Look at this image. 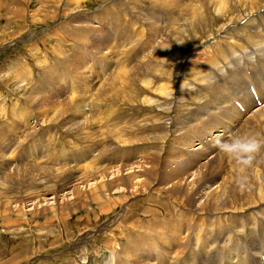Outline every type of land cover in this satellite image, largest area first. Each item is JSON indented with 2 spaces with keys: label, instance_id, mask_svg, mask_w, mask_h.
Returning <instances> with one entry per match:
<instances>
[{
  "label": "rangeland",
  "instance_id": "rangeland-1",
  "mask_svg": "<svg viewBox=\"0 0 264 264\" xmlns=\"http://www.w3.org/2000/svg\"><path fill=\"white\" fill-rule=\"evenodd\" d=\"M157 1L160 6L167 2V0ZM168 1L175 5L206 3L196 0ZM153 2V0H0V131L5 134L6 138L10 133L14 136H11L12 144H8L0 136V142L4 141L0 148V159L2 158V167L0 168V264H102V262L103 264H119V262L154 264L152 256L144 253L141 249L143 245L139 244L142 240L144 243V236L149 235L150 238H153L156 235L166 255L171 253L176 243V236L190 237L188 226L184 227L185 230L188 228L187 231H184L183 226L179 223L180 218L186 212L188 214V209H193L198 203L203 202L204 199H200L205 196V193L214 190L223 177L222 166L217 161L218 157L214 156L220 149L215 147V143L209 148L210 155H207L206 158L203 155L200 157V154L197 153V162H193L190 155L181 158L180 154L175 155L169 149L165 150L161 156L164 143L170 137V141H176L179 138L178 132L188 128V125L178 126L176 131L168 130L165 126L161 127L162 125L158 126L160 123L166 121L165 124H167L168 122V120L162 119L163 115H161L166 112L168 105L160 107L161 116L152 113L149 107L144 109L139 107L141 94L137 98L134 95L136 93L135 88H142V83H139L140 80L137 79L139 75L135 74L136 70L129 74L131 78L129 82L121 81L122 83L128 82L126 86H123L120 80L115 77L107 82V88L112 95L106 99L107 103L101 104L102 106L100 105L99 108L102 112L107 111L105 117L109 122L104 119L106 122L100 123L95 119L94 127L90 124L84 130L86 133L87 131L92 132V127L94 129L100 128L102 137L100 135L93 144L97 145L101 142L102 148L99 146L96 153L94 152L96 148L93 147L89 153L86 152L83 146L87 145L83 143L82 135L80 138L79 135L73 137L67 135L66 139H63L62 136L58 138L61 128L52 125L43 127V112H38V110L61 105L68 111H72L74 117L78 116V110L76 112L75 109H79V107L84 110V113H86V109L94 117L97 116L92 107L88 105V101L92 96L91 94L95 93V86L109 79V75L112 76L114 73L116 69L114 66L119 62V53L124 48L131 46L130 54L128 53L124 59L126 62L124 60V63L122 62V68L130 71V69L138 66L135 63L142 59L143 54L145 55L146 52L152 54L156 50L160 44L157 41L165 35L170 22L173 21L174 16L170 15V10L161 9L163 20L161 19L157 24L152 19L154 25L157 26L155 29L148 27L144 21L147 20L152 23L149 14H159L158 16L162 18L160 10L152 8ZM263 12L264 10L261 14ZM131 17L135 18L131 19ZM57 18L65 19L57 22H64V24L59 28H55L53 25L49 26ZM163 21L167 23V28ZM84 23L86 24L84 25ZM123 25L125 30L122 29ZM82 27L86 31H81ZM117 29L120 30L115 31V34L119 36L120 41L118 43L113 42L110 31ZM234 30L245 36V29L234 28ZM134 31H136L135 36L132 34ZM109 32L111 35H108ZM255 32L260 33L259 30ZM45 33L48 35L47 38ZM140 37L141 41L139 43L137 41L135 45L138 50L134 52L135 47L131 43ZM107 41L109 49L107 48ZM202 46L204 50L206 46ZM166 49H168L167 46H165ZM83 52L86 53L88 59L86 64ZM183 52V49H176L170 54L167 52L165 54L166 61L172 62L171 59L175 58L173 60L176 61L175 64L180 65L187 56V54L184 57L181 56ZM131 54L135 56L131 62H128L127 58L129 59ZM108 56H111L109 63L107 62ZM159 56V54L155 55V59L158 60ZM203 56L206 55L203 54ZM151 58L150 60H152ZM93 59L97 64L96 68L89 66L93 63ZM195 65L200 68H207L204 61H201L200 65L196 62ZM99 67L106 68V73L102 76L97 75ZM157 67L159 68V66ZM89 70L93 71L91 76L94 78L87 74ZM21 71H26L24 74L26 81L23 84H18L20 82L18 77L21 76H18V73ZM61 71H63L62 74ZM120 71L123 72L122 69ZM116 74L122 75L123 73L116 72ZM95 75L96 77L104 76V78L96 79ZM149 78L153 79L152 77ZM128 87L130 88L129 91H123ZM229 89L227 88L230 97L236 96V88L229 87ZM143 95L150 97L149 93H143ZM143 95L142 97H144ZM226 103V100L221 101V107H227V110L238 114L235 108L226 105ZM156 104L153 103V105ZM147 105L152 106L150 103ZM23 112L28 117L16 119L21 117ZM111 113L114 114L113 117L110 115ZM132 113L135 115H132L131 118ZM140 115H142L141 118ZM184 115L187 116V114ZM216 115L220 117L219 113ZM158 117L159 123L152 127ZM77 118L80 120V117ZM167 118L169 119V117ZM7 121L10 123L8 124ZM169 121L174 127L176 124L175 116ZM230 121L233 122L234 120L231 118ZM125 122L126 124H124ZM144 122H147L149 126H145ZM99 123L104 125L100 127ZM208 123L204 117L200 123H197L196 130L203 136V138L198 139L199 141L211 134L208 133L210 128L205 127ZM75 124V122L68 123L71 130ZM131 124H135L134 127ZM108 126H112V129ZM154 127H158V129L153 131ZM39 128L42 129V134L37 136L35 140L33 139L35 136L32 137L31 141L28 142L29 137L32 136L29 135V131L32 130L35 133ZM130 128H132L131 133L129 132ZM20 129L24 132V136L20 134ZM6 130L10 133L8 134ZM113 130L129 132L130 137L127 136L126 141L130 140L133 143L120 146L118 134L117 137L113 135ZM110 132L111 134H109ZM163 135L166 137L162 140L156 138V136ZM120 136L122 140L125 138L123 133ZM237 136H242V130L241 134ZM182 138L186 144L190 142L185 135ZM62 139L64 141L61 147L56 149L52 145V141L57 143L58 140ZM25 140L26 142H24ZM140 140H148L149 143L141 144ZM212 142L213 140L210 141V144ZM159 143L162 144V149H160ZM7 145L10 146L6 150ZM75 146L82 148L75 150L74 155L71 156L74 159L64 155L66 149H73ZM71 151L67 154H70ZM36 152H41L43 161L35 156ZM11 153L13 154L11 155ZM59 153L63 156H59ZM101 153L103 154L101 158L95 161V158ZM83 154V159H80ZM46 157H50V159L46 160ZM118 157L121 162L115 160ZM202 158L204 159L202 160ZM19 159L24 162L19 164ZM75 159L80 160L81 163H74ZM12 162L18 164L14 165ZM39 165L46 167L44 170L51 167L52 170L63 168L72 171V176L76 178L67 179V181H77L76 189H58L57 193H54L55 196L54 194H43L42 191L45 188L60 183L57 184L56 179L52 177H48V181L45 180L46 173L37 168ZM87 165L89 167H105L101 170L104 178L100 179L98 174V178L90 180L94 176L93 173L81 171L82 167L86 168ZM129 169L134 171V174L139 173L138 171L142 169L140 173L142 181H133L132 189L129 188L130 183L128 181L114 183L119 177L123 179L120 174L128 173ZM104 170L107 172H103ZM156 171L160 176L159 182ZM81 174L84 177V183L77 180ZM157 182L158 185L156 186ZM104 185L110 188L108 189ZM100 187H103L102 190H99ZM32 193H34L33 196ZM95 195L104 197L100 201H106L105 198L110 199L106 209H98V202L94 203L92 200ZM109 208L111 210L106 212ZM123 209L127 215L119 214L123 212ZM117 214V225L105 234L108 230L105 227ZM120 215L126 216V220L129 222H126ZM194 215L197 217V214H193L192 217L189 216V219L194 218ZM186 216L188 218V215ZM165 224H168L166 230L163 229ZM125 226L135 228L136 234H124L123 228ZM103 228H105L104 231ZM97 230L101 231L98 232ZM89 234L92 240L89 239L83 246L75 250L71 249L75 243L77 244V239L83 241L84 235L89 236ZM185 238L184 240H186ZM153 245L154 247H151ZM147 249L149 252H156L161 250V246L156 241L151 243Z\"/></svg>",
  "mask_w": 264,
  "mask_h": 264
},
{
  "label": "bare ground",
  "instance_id": "bare-ground-1",
  "mask_svg": "<svg viewBox=\"0 0 264 264\" xmlns=\"http://www.w3.org/2000/svg\"><path fill=\"white\" fill-rule=\"evenodd\" d=\"M153 1L154 2H153L152 8L156 10H160V15L162 16V18L158 16L159 14L158 15L149 14L151 16V20L153 19L154 22H156L157 24L159 21H161V19L163 20V12L161 9L170 10V15L174 16L172 23L170 22L169 28L165 31V35L164 36L162 35L163 37L159 38V41H157V43L158 44L160 43V44L158 45L156 50L154 49L155 51L152 54L151 53L149 54V52H146L145 55L143 54L141 60H137L138 59L137 58L136 59L137 61L135 64H137L138 66L134 67L133 69H130V71H126L122 68L123 67L122 62L126 58L128 53L130 54L131 46L124 48L119 53L118 55L119 62L116 65L114 64L115 66L113 65L116 68L114 73H112V76L109 75L110 78L104 81H102L104 76L101 77L102 78L100 80V82L102 81L101 84L97 82L99 85L95 86L94 88L95 93L91 94L93 97L91 96L90 100L88 101L89 103L88 105L92 107L94 114L97 116L94 117L86 109H85L86 113H84V110L83 109L81 110L79 105H77L79 109H75V111L78 110L77 117H80V120H81L80 121L77 117H74L72 111H68L66 108L61 107V105L53 107V108L49 107V108H45L44 110H38V112H43L42 114L43 116L42 126L43 127L44 126L49 127L51 125L57 126L58 128L60 127L61 130H59L58 138L62 136L63 139H66L67 135L72 136V137L79 135V138H80V136L82 135L83 140H84L83 143L87 145V146H83L86 152L89 153L90 149L93 147L94 149L96 148L95 151L93 150L96 153V150H98L99 146L102 144L100 141H98L100 142V144H97V145L93 143L96 141V139L100 135L102 137V134H101L100 128H95V129L93 128L94 120L96 119L97 122L103 123L105 119L107 122H109V120L105 117V114L107 113V111L105 110L106 113L102 112L100 111V108H99V106L101 104H104L106 102V99H108L110 95H112V93L107 88V85H108L107 82L110 81L113 77H115L116 79L120 80V83L123 84V86H126L128 85L129 80H131L129 74H131L135 70H136L135 74L139 75V78H137L138 80H140L139 83H142V86H141L142 88H137V89L135 88L136 93L134 95V97L137 98L141 94V98L139 100L140 101L139 107L141 109L149 107L152 113H155L157 116H159L161 114L160 107L168 105L166 112L161 114L163 115L162 119L168 120L167 124H165L166 121L165 123L163 122L164 125L163 123L158 124V126L162 125L161 127H164V126L167 127L168 130L173 129L176 131L178 129V126H186L188 125V123H200V120L204 116L211 117L210 118L211 120L206 119L209 123L205 125V127L207 126V128H210V132L208 133L212 134V133L217 132L218 130L221 129V126H224L222 127L224 129H226L225 127L228 128L229 122L223 120V118L221 117H218L217 116L218 114L216 115L217 113L216 108L221 107L220 105L221 101H225V99L222 97L224 95L223 89H221L218 86L219 82H221L222 85L226 87V89L228 88V90H230L229 87L230 88L235 87L236 96H233L232 98L239 99L244 104V106L247 107V106H251L252 103L254 102L251 99L247 91V84H246L248 81H252L256 91L259 92L258 93L260 96L259 98H261V100L264 102V89H263L264 86H263V81L261 78L262 74L264 73V19H263L264 12L263 14H261V12L264 10V0L263 1L262 0H196V1L206 2V3H196V4H190V5H175V4H171L167 0V2L165 4L162 3L161 6L157 0H153ZM118 18L121 19L122 17H118ZM134 18L135 17H131V19H134ZM153 20H152V23L147 20H145L144 22L148 25V27L155 29L157 25H154ZM63 24L64 22L56 23L53 26L55 28H59ZM85 24L86 23H84V25ZM164 24L167 28V25H166L167 23L164 22ZM232 27H233V30H231ZM234 28L235 29H240V28L245 29L244 30L245 36H243L240 32L234 30ZM122 29H124V25L122 26ZM45 30H48V29H45ZM257 30H259L260 33L258 32L256 33L255 31ZM81 31H86V30L83 29L82 27ZM110 31L112 33V36H111L112 40L116 38L119 42L120 41L118 39L119 36L115 34V31H120V30L117 29V30H110ZM111 33L109 32L108 35H110ZM132 34L133 36H135L136 31H134ZM44 35L46 36V38L48 37L46 33ZM23 40H26V39H23ZM112 40H111V45H112V50H113L114 47H113ZM137 41L139 43L141 41V37L138 40H135L133 41V43H131L132 46L134 44V47H135L134 52L138 50V47L135 46ZM106 44H107V48L109 49L108 41ZM202 45L206 46L204 48L205 51L203 50ZM165 46H167L168 49L165 50ZM176 49L177 50L183 49L184 52L181 53V56L183 57L187 54L186 58L183 59L180 65L175 64L176 61H173L175 58L171 59L172 62L169 60L166 61V58H165L166 56L165 54L167 52H169L170 54L173 51L175 52ZM157 54L160 55L158 60L155 59V55ZM203 54H205L206 56H203ZM181 56H177V57H181ZM83 57H84L85 64H86L88 59L86 57V53L84 52H83ZM108 57L109 58L107 59V62L109 63L111 62V56H108ZM150 58L152 60H150ZM94 59H93V63L97 65ZM201 61H204V64L207 66V68H200L199 66L195 65L196 62H198L200 65ZM243 63L244 65H242ZM156 65L159 66V68ZM240 65L242 66L240 67ZM244 68H249L251 70L252 72L251 78L247 77L243 73ZM121 69L123 70V72L120 71ZM25 72L26 71H21L18 73V76L21 75L20 77H18V80H20L18 84H23L26 81V76L24 75ZM116 72H121L123 74L118 75L116 74ZM223 72L225 73V75H223ZM62 73L63 71H61V74ZM149 77H152L153 79ZM121 81L122 82L128 81V82L122 83ZM139 89H142V90H139ZM129 90L130 88L128 87L124 89L123 91L127 92ZM137 91L139 92L137 93ZM143 93H149L150 97H145ZM142 95L144 97H142ZM147 103L152 104V106L147 105ZM153 103H157V104L153 105ZM134 105L136 106V104ZM226 105L232 106L228 104V102L226 103ZM181 107H182V110H184L183 112H181L182 111L180 109ZM112 113L110 115H112L113 117L114 114ZM184 114H187V116H185ZM132 115H135V114L132 113L130 117ZM236 115L238 117L237 122L241 124L242 136L245 134H248L251 136H256L257 139H264V105L260 109L254 111L252 114H250L246 118H243L239 112ZM108 116H109V112H108ZM141 116L142 115H140V118ZM173 116H175V119H176V124L174 127H172V123L171 121H169L171 120ZM22 117L27 118L28 115L23 112V115L21 117L19 116V118H16V119H21ZM167 117H169V119ZM225 119H226V116H225ZM158 120H159V117L154 123L152 122L153 123L152 127L157 126L155 124L159 123ZM7 122L8 124L10 123L9 121ZM71 122L76 123L74 125L73 130H71V127H69L68 125V123H71ZM144 123L146 124L145 126H149L147 125V122H144ZM232 123H234V121ZM13 124L15 125V123ZM90 124L93 125L92 132L87 131L85 133L84 130ZM124 124H126V122ZM102 125L104 124H100V127ZM219 125L221 126L219 127ZM131 129L132 128H130L129 130L130 133H131ZM156 129H158V127H154L153 131ZM116 131H114L112 134L115 136L118 134L117 136H118L120 146H126V145H130L133 143L130 140L126 141L127 140L126 137L129 136V132H126V131L116 132ZM6 132L8 134L10 133L8 130H6ZM20 132H21L20 134L24 136V132L22 131V129H20ZM41 132H42L41 128L36 130L35 133L32 130H30L29 135L30 136L32 135V136L31 137L28 136L29 137V140L27 139L28 142H30L31 141L30 139L34 136L35 137L33 139L35 140L37 136L42 134ZM91 133L93 134L91 135ZM121 133H123V136L125 137L123 140L121 139L122 137L120 136ZM0 134H2L0 136L1 138H3L4 141H6L8 144L10 143L12 144L13 140L11 139V136H13V134L10 133L8 135V138L5 137V134L2 131H0ZM109 134H111V132ZM211 134H209V136H211ZM51 135L53 136V134ZM165 137L166 136L164 135L156 136V138H158L159 140H162ZM227 137H224V138H227ZM86 138L88 139L86 140ZM224 138H220L218 141H216V145H215L216 148H218L217 146L218 143L225 140ZM63 139L60 141L58 140L57 143H55V141H52V145L55 146L56 149H58L59 147H61L64 141ZM104 139H107V138H104ZM170 139L171 137L169 138V140ZM4 141L0 142V148L3 146ZM21 142L23 141L21 140ZM24 142H26V140ZM140 142L141 144L149 143L148 140H140ZM50 143H51V140H50ZM200 143H202V141H199V144ZM77 147L79 146H75L73 149ZM165 147H169L168 141L164 143L161 156H163L164 154ZM78 149L80 148H77V150ZM197 149L198 147L195 149L193 148L192 151H197ZM71 150L72 149H66V154L69 153ZM208 150L206 151V153L210 154ZM93 151L92 153H94ZM42 152L43 154L45 153L44 149ZM37 153H40V154L38 155ZM197 153L200 154V157L201 155H203L204 158H206L207 156V154L203 152H197ZM12 154L13 153H11V155ZM58 155L60 156L61 153H59ZM102 155L103 154L101 153L97 158H95V161L101 158ZM35 156L38 157L39 160L41 159V161H43L42 160L43 158H41L42 157L41 152H36ZM214 156L218 157L217 161L222 166L221 169L223 170V177H222L223 179L221 178L220 182L217 183L214 190L209 191L208 193H205V196L200 199V200L204 199L203 202L198 203V205H196L193 209H188L187 210L188 214L187 212L183 214V217L180 218L181 220L179 221V223L180 225L183 226L184 231H187V229L189 228L190 237L185 238L184 236H180V237L176 236L177 237L176 241H178L179 239L181 240V248L179 249L177 248V242H176L169 255L168 254L166 255L162 248L163 258L165 259L166 263L169 260H175L176 258L180 256V254L183 253L186 247L192 244H193L192 246H195V247L194 248L191 247L190 254H193V251H195L198 254V250H197L198 247H202V249L204 250L208 249V251H213V252L225 250V249L226 251H230V252L232 251V249L235 251H242L243 246L241 248H238L239 243L235 242L238 239H240L243 244L247 245L248 250L251 251V255H250L251 264H260L258 260H256L255 256L258 252H260L262 245L259 242H256L255 240H249L247 238L251 237L249 236L250 232H252L255 235L256 233H260L264 231V146H262L260 150L257 153H255L254 159L251 165H248V166L239 165L235 160L229 159V157L221 150L218 153H215ZM50 157H46V160L50 159ZM204 158H202V160ZM22 159L21 160L19 159V162H18L19 164L21 162H24L22 161ZM1 160L2 158L0 159V168L2 167ZM18 163L12 162V164L14 165ZM91 164L90 166L93 165ZM87 166L86 168L83 166L81 171L92 172L94 176H92L90 180L98 178V174H99L100 179L104 178L101 170H103L105 167L103 166H100V167H89L88 166L87 167ZM37 168H39V170L44 171L46 173L45 180H47L48 177H52L56 179L57 184L60 183L59 185H53L49 188H45V190L42 191L44 192L43 194L45 193L54 194V193H57L58 189L59 190L60 189L67 190L66 188H68V190L72 188L76 189L77 181L76 182H73L70 180L67 181V179L76 178L75 176H72L73 175L72 171H68L63 168H57V169L52 170L51 167L48 168V170H44L46 167H43V166L40 167V165L37 166ZM106 170H104L103 172H105ZM141 171L142 169L138 171L139 173L134 174V171L129 169L128 173L120 174V176H123V179H120L119 177L114 181V183L124 182L125 180L130 183L129 188L132 189L133 181L134 182L142 181V178L140 175ZM14 174H20V173H14ZM83 179L84 177L82 174L79 176V178H77V180L84 183ZM205 186L207 187L208 185H205ZM104 187H106V185H104ZM102 188L103 187H100L99 190H102ZM106 188L109 189L110 187L107 186ZM33 194L34 193H32V196ZM102 198L104 199V197L101 195H95L92 199L94 203L98 202L97 205H98L99 210L106 209L108 207L107 202H110L109 201L110 199L108 198H105L106 201H100L102 200ZM110 210L111 208L107 209L106 212H109ZM193 214H197V217H195L194 215V218L189 219L190 217H192ZM186 215H188V218ZM166 225L168 224L163 225L165 226L163 228L164 230H166ZM185 226H188L186 230L184 228ZM175 229H176V226H175ZM104 230L105 228H103V231ZM88 237H90V235ZM144 237H145L144 238L145 244L143 243V240H142L141 242H139V244L143 245V247L141 246L140 247L144 253L152 256L154 264H156L155 263L156 261L153 257L154 252H149L147 248L150 247L151 243H154L156 241L159 242V245L161 247L162 245L159 239L156 237V235L153 236V238H150L149 235H146ZM84 238H82V240H84ZM184 238L186 240H184ZM197 243H200L202 245H199ZM151 247H154V245ZM199 254L201 256L203 263L204 261H208L206 258L202 256L200 252ZM121 258L124 260L126 259L125 257H121ZM225 260L226 262H233V260L228 256H225ZM188 262H191L189 257L186 258L182 264H187ZM240 262H242V258ZM119 264H126V262H119Z\"/></svg>",
  "mask_w": 264,
  "mask_h": 264
},
{
  "label": "clouds",
  "instance_id": "clouds-1",
  "mask_svg": "<svg viewBox=\"0 0 264 264\" xmlns=\"http://www.w3.org/2000/svg\"><path fill=\"white\" fill-rule=\"evenodd\" d=\"M217 146L229 159L235 160L241 166H248L251 165L255 153L264 146V139L245 134L232 136L229 140L218 143Z\"/></svg>",
  "mask_w": 264,
  "mask_h": 264
}]
</instances>
